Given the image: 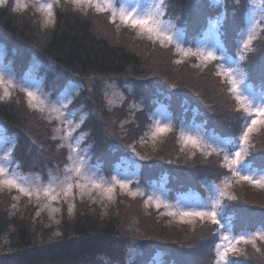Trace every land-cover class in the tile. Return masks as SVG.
<instances>
[{
	"label": "rangeland",
	"instance_id": "374dc122",
	"mask_svg": "<svg viewBox=\"0 0 264 264\" xmlns=\"http://www.w3.org/2000/svg\"><path fill=\"white\" fill-rule=\"evenodd\" d=\"M61 2L85 12L100 13L115 22L119 28H130L136 37L165 46L169 52L167 59H174V62L191 59L201 67L208 66V63L213 65L221 79L219 86L213 82L211 84L217 93L215 97L220 98H215L214 103H220L216 106L221 109L232 100L240 114L236 118L239 123L232 127L235 129L231 128L230 135H221L215 131L213 126L207 124L205 115L208 113L206 104L210 105V102L204 100L208 97L192 94L189 90L185 91L176 86L173 81H176L177 73L159 59L154 62L152 72H148L149 75L143 82L157 79L161 83L156 82L155 85L167 87L171 93L162 88L152 99H140L135 97L141 83L137 78L129 80L124 75L109 76L111 78L94 77L88 80L87 86L82 78L70 72H62L55 68L53 62L36 55L25 57L21 72L14 68L15 56L12 58L9 49L0 45V99L15 98L36 112L35 116L28 118L32 130H25L23 133L33 144L31 148L19 147L22 132H12L0 123V169H3L0 171V193L14 199L9 204V210L16 212L27 203H32L36 207L33 212L34 220L45 224L50 237L58 234V223L64 217L75 216L78 208L84 209L85 206L89 211L100 209L102 213L113 206L117 213L119 204L128 206L131 204L129 200L134 199L132 202L138 205L139 216L147 217L146 214L149 215L150 212L161 215L167 225L162 230H152V221L148 219L142 224L138 214L129 207V224L127 227L124 223L120 229L118 237L122 243L116 246L123 262L101 258L104 259V264L134 262L136 256L145 248L144 243L150 244L155 240L147 236V232L152 231L155 235H159L158 232H173L174 236L166 234L172 239L162 238L161 242L180 243L179 239H184L187 232H193L204 221H212L208 216L201 218L193 213L215 212L218 221L215 237L209 240L206 246L208 248L203 253L205 256L199 264H242L239 256L248 243L240 241L239 237H252L255 247H259V240L264 241L260 238L264 236V223L236 230L225 212V199L234 198L239 190L245 195L264 199L261 194L264 184L243 179L244 176H250L255 181L264 182V166H254L247 161V154L257 138V133H262L264 129V123L252 125L253 120L264 121V116L258 114L259 109H264V79L262 83L254 82L259 80L258 77L262 78L264 68L258 60L256 70L262 74L257 77L246 66V54L264 25V0H231L236 6L243 4L245 9L241 12L242 18L233 24L239 25V28L234 31V35L228 36V43L221 37V24L236 17L232 14L235 7L229 12L224 9L225 0H208L210 9H198L195 12V15L202 18L204 30L194 41L186 38L185 27L179 24L176 17L166 15L165 0H0V6L10 4L20 11L35 12L40 25L45 27L54 23L56 6ZM47 3L53 6L52 23L45 22L47 14L41 9V5ZM93 3L105 10L98 11ZM18 4L26 7L19 8ZM122 17L129 22L125 23ZM149 17L151 19L148 27L156 26L159 34L150 33L146 28L133 26L131 23L132 20ZM250 36L254 38L249 42ZM51 72L56 73L54 78L59 81L56 91L50 89L51 87L47 90L49 86L44 84ZM91 83L96 87H90ZM98 87L101 95L97 91ZM84 88L87 92L96 89V105L106 106L108 109L116 108L110 118L102 117L105 142L108 151L114 156L109 164L106 160L98 161L99 159L93 157L92 145L87 142L89 131L81 130L87 114L80 110L81 106H74L73 101ZM200 88L202 91L203 87ZM28 92H32L35 98L31 99ZM173 96L183 106L178 109V113L170 109L176 105L171 100ZM139 116L143 118L142 124L137 122ZM131 123L136 124L138 130L135 136L127 137L125 134L132 131ZM250 125L253 131L249 132L245 141L244 133ZM159 129L165 131L161 132ZM168 135V154L172 152L175 156L194 160L190 164L179 165L182 167L180 172H186L187 178L195 183L196 187L192 189L175 190L176 183L169 180L170 173L168 168L165 170V166L162 171L157 169L153 173L142 172L144 167L154 164L153 155ZM234 137L238 138L233 139ZM259 142L263 146L264 137ZM237 153H240V158ZM213 154L216 158H211ZM167 160L175 161L168 157ZM234 160L238 162L232 163ZM208 165L209 169H205ZM201 171L203 173L200 174ZM197 175L199 176L196 179ZM9 178L15 179L33 194L28 196L16 188L2 184ZM69 185L72 186L70 191ZM200 185L204 192L198 190ZM45 188L50 189L47 196L44 195ZM52 196L56 199H51ZM143 216L141 218L145 219ZM225 237L228 239H224ZM230 247L233 250L229 251ZM159 248L153 251L154 260L151 264H176L172 260L168 262L164 257L166 249L162 246ZM260 260L264 264V257Z\"/></svg>",
	"mask_w": 264,
	"mask_h": 264
},
{
	"label": "trees",
	"instance_id": "16d2710c",
	"mask_svg": "<svg viewBox=\"0 0 264 264\" xmlns=\"http://www.w3.org/2000/svg\"><path fill=\"white\" fill-rule=\"evenodd\" d=\"M224 6L227 12L235 7V12L232 14L236 19H227L221 24V37L228 43V36L234 35V31L239 28V25L233 24L238 23L239 19L242 18L241 12L245 7L241 3L236 6L235 2H231V0H225ZM210 8L208 0H165L164 9L166 15L172 18L176 17L179 24L184 25L186 38L194 41L204 30L202 29L204 23L201 24L202 18L195 15V12L198 9L208 10ZM55 14L54 23L51 26L43 27L40 25L38 15L35 12L20 11L13 6L11 7L10 4L0 6V45H5L6 49H9L8 52L11 53L12 58L15 56L14 68L20 69L22 72L25 57L36 55L43 60L53 62L55 68L61 69L62 72H70L78 78H82L87 86H89L88 80L94 77L101 78L112 75L122 77L124 75L129 77V80L137 78L141 83H139L140 89L135 97L152 99L162 88L171 93L167 87L155 85L156 82L161 83L157 79L152 78L153 81L143 82L149 75L148 72H152L154 62L159 59L162 64L168 65V68L171 66V70L177 73L178 77H176V81H173L176 86L178 85L185 91L189 90L192 94L196 93L199 96L208 97L204 101L210 102V105L203 103L208 107V113L205 115L208 120L207 124L213 126L215 131L221 135H230V130L235 129L232 127L238 125L239 121L236 118L240 114L232 100L224 106L226 108L221 109L216 106L220 103H214L215 98H220L219 96L215 97L217 93L211 84L213 82L219 86L221 79L210 63L208 66L201 67L191 59H186L180 63L174 62V59H167L169 52L165 46L152 44L148 40L136 37L130 28H119L115 22L100 13L85 12L66 2H61L56 6ZM262 56H264V25L252 41L250 50L246 54V66L252 69L255 73L253 75L257 77L262 74L256 70L258 60L264 68V57L261 61ZM54 74L56 73L51 72L44 81L45 86H49L46 87L47 90L50 87L54 91L57 90L59 81L54 78ZM261 76L262 78L258 77L259 80L254 82L261 81L262 83L264 72ZM172 77L174 78V76ZM90 87L96 86L91 83ZM200 87H203L202 91ZM95 90L93 88L87 92L84 88L80 94L74 97L73 104L74 106L76 104V106H81L80 110L87 114L81 130L89 131L87 142L92 145L93 157L99 159L98 161L106 160L109 164L114 160V156L108 151L105 142L106 136L102 130V117L110 118L116 108L108 109L106 106L96 105L94 102V99H97ZM206 90L209 91L205 92ZM97 91L101 95L100 88ZM171 100L176 103L170 108L174 112L183 107L177 103L178 100L175 96ZM216 108L219 110L217 111ZM35 115L36 112L30 110L20 100L17 101L15 98L0 99V123L7 126L12 132L19 130L20 134L21 132L23 134L25 130L27 132L32 130L28 118ZM140 118L137 122L142 124L143 118L141 120ZM130 127L132 131L130 134H125L127 137L135 136L138 130L134 123H131ZM22 134L19 137V147L31 148L33 144H31L29 137ZM169 137L170 135L153 155L154 164L144 167L142 172L153 173L157 169L162 171L165 166V170L168 168L170 173L169 180L176 183L177 188L175 190L192 189L196 187L195 183L187 178L186 172L182 170L180 172L181 166L179 165L190 164L194 160L175 156L172 152L168 154L166 148L169 145ZM263 137L264 129L262 133H257V138L254 139V144L247 154V161L254 166H264V145L262 146L259 142ZM19 147H16L17 150ZM214 155L211 158L215 157ZM167 157L175 161L170 162ZM188 166L190 167V165ZM205 167V169H209V165ZM201 173L203 172L201 171ZM198 190L204 192L201 185L198 186ZM263 192H261L262 197H264ZM237 193L234 198L225 199V212L229 216L233 228L237 230L244 226L248 228L252 224L264 223V199L245 195L240 190ZM11 201L14 199L0 193V264H88L94 262L104 264V259L101 258L106 260L118 259L119 262H123L121 253H118L117 248L122 243L118 233L124 223L128 227L129 207H132L136 214L139 211L136 202H132L135 201L134 199L129 200L131 204L128 206L119 204L117 213L113 210V206L108 208L105 213H102L100 209L94 211L90 209L89 211L86 206L84 209L80 207L75 216L64 217L58 223V234L50 237L45 224L34 220L33 212L36 207L32 203H27L23 209L13 212L9 210ZM139 215L140 213L138 217L142 224L148 219L152 223L154 222L151 223L150 228L152 230L159 231L167 225L164 224L160 214L150 212L149 215L146 214L147 217L141 215L145 219ZM217 226L218 222L204 221L193 232H187L184 239H179L180 243L161 242L162 238L172 239L170 235L174 236L173 232L166 233L170 234L169 236L162 234L164 232H158L160 236L153 234L152 231L151 233L147 232L146 235L155 240L150 244L144 243L145 248L131 264H151L154 260L153 251L160 249L159 246L166 249L164 257L168 262L172 260L176 264H199L205 256L203 253L208 248L206 246L209 240L215 237ZM145 244L147 245L145 246ZM259 251L262 252L260 257ZM200 253L203 256L199 255ZM239 257L242 264H263L260 259L264 257V241L259 240V247L257 248L253 247L251 243L245 244ZM99 258L101 261L98 262Z\"/></svg>",
	"mask_w": 264,
	"mask_h": 264
},
{
	"label": "snow or ice",
	"instance_id": "6c2138e0",
	"mask_svg": "<svg viewBox=\"0 0 264 264\" xmlns=\"http://www.w3.org/2000/svg\"><path fill=\"white\" fill-rule=\"evenodd\" d=\"M74 2H79V0H74ZM93 6L97 7L98 11H104L105 9L101 8L98 4L93 3ZM19 8H24L26 7V5L24 4H18ZM52 4L51 3H47V4H42L41 5V9L47 14L45 17V22L46 23H52L51 20V15H52ZM112 19L114 20L115 17L113 16ZM122 19L124 20L125 23H128V19L125 17H122ZM150 17L148 19H136V20H132L131 23L133 24V26L139 25L141 27L146 28V30L150 33H157L159 34V29L156 26H152V27H148L149 23H150ZM150 39L152 38L151 36L149 37ZM158 38V37H157ZM254 37L249 38V42L251 41V39H253ZM27 95L31 98L34 99V94L32 92H28ZM245 111H248V109H245ZM258 114L261 116H264V109H259L258 110ZM257 123H264V121H257V120H253L252 121V125H255ZM159 131L163 132L165 131V129H159ZM253 131L252 126L250 125L248 130L244 133V139L245 141H247L248 138V134L249 132ZM238 158H240V153L236 154ZM227 159V157H226ZM237 160L232 161V163H237ZM0 171H3V169H0ZM243 179L245 180H249L250 182H254V183H260V184H264V182L261 181H255L252 177L250 176H244ZM2 184L4 185H8L12 188H16L20 193L31 196L33 194V192L31 190H29L28 188L21 186V184H19L15 179L9 178L6 179L2 182ZM95 187H99V185H94ZM71 185L68 186V190H71ZM44 195H49L50 189L45 188L44 190ZM108 191H111L110 189ZM67 194V192H66ZM51 199H56L55 196H52ZM193 215H197L200 216L201 218H203L204 216H208L214 223L218 222L216 220V213L215 212H210V213H204V212H198V213H193ZM259 235V234H257ZM261 239H264V236L260 237ZM224 239H228L227 237H225ZM240 241H243L245 243H253V247H255V244L253 242L252 237H245V236H240L239 237ZM229 251L233 250L231 247L228 249Z\"/></svg>",
	"mask_w": 264,
	"mask_h": 264
}]
</instances>
